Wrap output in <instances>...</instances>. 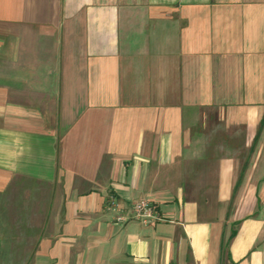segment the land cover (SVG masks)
Listing matches in <instances>:
<instances>
[{"label": "crops", "instance_id": "crops-1", "mask_svg": "<svg viewBox=\"0 0 264 264\" xmlns=\"http://www.w3.org/2000/svg\"><path fill=\"white\" fill-rule=\"evenodd\" d=\"M11 228L32 264H264V0H0Z\"/></svg>", "mask_w": 264, "mask_h": 264}, {"label": "built area", "instance_id": "built-area-1", "mask_svg": "<svg viewBox=\"0 0 264 264\" xmlns=\"http://www.w3.org/2000/svg\"><path fill=\"white\" fill-rule=\"evenodd\" d=\"M109 207H114V209L117 210V214L114 217V220L117 223L136 219L144 224H150L161 220L160 212L156 203L147 198L134 200L128 206H124L112 199Z\"/></svg>", "mask_w": 264, "mask_h": 264}, {"label": "rangeland", "instance_id": "rangeland-1", "mask_svg": "<svg viewBox=\"0 0 264 264\" xmlns=\"http://www.w3.org/2000/svg\"><path fill=\"white\" fill-rule=\"evenodd\" d=\"M4 232L5 230L2 229L1 235ZM15 239L12 228L6 238L0 236V264H32L33 253L31 251L21 252L9 246Z\"/></svg>", "mask_w": 264, "mask_h": 264}]
</instances>
